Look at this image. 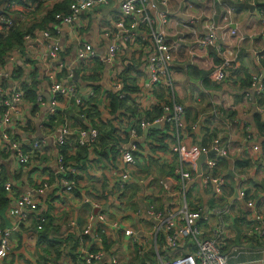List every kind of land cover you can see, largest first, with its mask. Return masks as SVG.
Masks as SVG:
<instances>
[{"label": "crops", "instance_id": "crops-1", "mask_svg": "<svg viewBox=\"0 0 264 264\" xmlns=\"http://www.w3.org/2000/svg\"><path fill=\"white\" fill-rule=\"evenodd\" d=\"M46 4L49 6L52 2ZM118 7L103 8L95 14L88 13V18L81 16L75 25L62 27L56 38L61 46L58 60H52L49 54L53 39H39L35 36L26 41L23 49L13 51L5 64L0 66V85L4 88H24L33 82L36 85L37 100L33 103L24 98L21 103L22 111L11 125V136L29 154L33 142L45 141L41 151L31 154L29 164L21 165L11 144L0 137V183L3 186L7 182L12 185V192L6 191V197L22 195L37 190L43 183L49 184L43 192L35 191L34 196L40 205L39 209L49 214L51 223L48 225V236L52 241L50 246L39 243L38 221L35 219L39 212H30L29 221L21 223V208L15 199L8 197L7 204L0 206V228L10 231V245L7 256L0 259V264L77 261L81 246L79 231L89 223L92 215L95 217L92 221L93 233L98 231L103 237L104 247L118 254L119 264H140L145 258L136 253L140 245L133 244L130 237L125 236L122 230L114 229L112 225L113 222L120 221L122 228H131L143 245L148 246L147 253L153 250L155 232L152 218L148 214L139 217L128 208L124 209L129 204L137 206L140 196L148 197L147 204L149 201L154 202L160 210L165 211L167 208L179 211L185 204L192 208L201 205L206 210L198 220L201 237L217 238L223 251L233 257V262L264 264V237L254 224V217L258 213L264 217V94L257 97L253 87L255 77L262 78L264 82L263 58H259L264 51V35L261 33L264 0H170L168 7L171 15L163 25L173 46V80L169 93L166 87L151 90L149 85V75L144 65L148 52L152 51L148 28L144 31L143 40L126 46L114 64L105 65L100 61H92L83 68L78 66L77 46L80 41L91 42L100 56L106 53L107 44L100 40L99 35L105 26L112 24L111 14ZM229 7H233V11L226 22L224 15ZM209 21H213L218 28L217 34L222 45L230 47L236 53L235 66L227 70V77L222 81H216L210 76L222 63L221 56L216 49L200 48L195 42L198 36L205 33V24ZM183 22H187L189 27L182 28ZM131 65L135 68H130L127 76L139 86L138 91L131 94L134 103L148 109L158 101L159 94L166 101L173 96L186 107L187 121L200 124L199 128L189 127L184 133L187 151L195 158V162L188 164L191 173L199 175L198 160L202 156L199 153L202 146L212 147L215 139H218L219 145L228 148V156L217 157L219 166L216 173L227 182L221 195L215 192L214 186L203 187L198 177L193 187L182 191L177 175L179 161L177 155L170 150L159 152V162L154 160L150 165V161L141 158V167H127L132 176L129 183L140 184H135L127 194L129 200L116 198L119 192L117 188H113L119 183L118 173L124 169L120 158L115 167L107 159L100 162L96 153L91 151L90 164L88 162L87 169L81 167L80 174L77 175L80 178L79 185L71 192L65 191L56 172L57 154L60 151L56 140L60 135V128L66 124L71 126L69 137L72 144L78 134L77 129L81 127L74 120L81 121L83 127L97 126L91 120L80 117L75 98L60 97L58 108L67 117L62 116L64 121H56V125L50 130L47 125L52 116L50 105L54 93L53 81L48 77V71H57V80L65 85L75 86L78 94L84 98L95 91V85L86 78L96 76L100 85L96 104L106 120L109 118L106 110L109 103L108 91L114 92L112 85L116 79L124 83L126 67ZM68 71H73L74 76L69 78ZM213 102H222L227 114L236 118L237 121L230 129L223 119H218L212 112ZM248 130L251 132L250 138ZM135 141L136 138L130 136V142L125 146L135 144ZM69 157L72 160L76 157L75 150L71 151ZM139 179H144L146 183L139 182ZM165 179L174 181L175 196L164 191L162 182ZM242 190L246 193L245 197L240 195ZM188 192L193 194L190 205L187 201ZM86 197L100 202V206L85 203ZM58 199L62 202L59 203ZM225 205H231V213L218 214L214 211ZM100 213L105 215V221H100ZM72 221H77L78 226L72 228ZM161 235L164 236V233ZM77 238L79 243L74 247L73 241H77ZM181 242L182 245L185 244V249L190 239L183 238ZM22 243L25 244V249L21 248ZM95 248L97 250L100 247ZM166 248L164 240L161 249L165 252ZM175 253L170 252L165 258H170ZM59 255L60 258L57 259Z\"/></svg>", "mask_w": 264, "mask_h": 264}, {"label": "built area", "instance_id": "built-area-1", "mask_svg": "<svg viewBox=\"0 0 264 264\" xmlns=\"http://www.w3.org/2000/svg\"><path fill=\"white\" fill-rule=\"evenodd\" d=\"M64 1V0H54ZM52 1V2H54ZM216 1V0H212ZM170 0H73L70 4L68 13H59L56 15L58 23L53 25L47 30H36L35 33L29 34L25 37V43L38 36L39 39H53L50 44L49 54L52 60H58L60 56L61 46L57 35L64 26L75 25V23L85 16L88 18V13L95 14L101 12L103 8L113 9L117 5L118 10L111 14L110 25L105 26L100 32L99 38L103 42H106V53L102 56L96 53L94 45L91 42L80 41L77 46V62L78 66L83 68L92 61H100L103 64H114L116 59L120 56L119 53H123L126 46L133 45L137 41L143 40L144 31L146 28L150 30L152 39V51L148 52L144 65L149 75V85L154 90L158 87H166L167 90H172V72L171 62L173 60V46L169 42V37L166 29L163 25L167 23L168 17L171 15L169 10ZM9 11L12 12V16L8 17L0 13V30H10L23 22L30 24L31 17L30 12L33 10L32 6H23L19 3L9 2L6 5ZM21 7V8H20ZM233 7H229L224 15V20L227 22L229 15L232 13ZM159 24V27L157 28ZM182 28H188L189 24L183 22ZM217 27L213 21L206 22L205 33L195 40L196 44L200 48L212 47L216 49L219 56H221L222 63L215 68L210 76L216 81L225 80L227 77V70L235 66L236 53L230 48L225 47L220 42V37L217 34ZM233 33L235 31L233 30ZM261 33L264 35V15L261 20ZM105 39V40H104ZM145 48V46H144ZM260 59H264V51ZM62 66V64H61ZM57 71H48V77L53 81L52 92L54 97L50 105V111L52 115L62 113L63 117H67V114L58 108L60 97L71 99L75 98V104L79 109L86 108V100L95 95V91H91L87 98H84L78 94L75 86L71 84H63L60 80H57ZM68 77L74 76L73 71L67 72ZM264 82L261 79L254 78L253 87L255 89L256 96L264 94ZM114 93L120 98L126 96L124 92V83L122 80L116 79L112 85ZM24 91L18 87L13 90L4 88L0 85V137L4 141H8L11 147L14 148L16 156L21 165H27L30 162V156L32 153H38L41 151L45 143L44 140L35 141L32 143L30 154L24 152L19 141L15 137L11 136V130L16 116L21 113V103L24 100ZM40 98V97H39ZM41 100V99H40ZM212 112L219 119L225 121V125L228 129L231 127L236 118L230 117L222 102L212 103ZM84 120L85 114L80 115ZM88 120V119H86ZM169 123L173 130L175 141L170 146V151L177 155L179 166L177 168V175L180 178V184L182 191L193 187L196 182V178H200L203 187H212L217 194L221 195L227 185L226 180L216 173L219 166L218 156L226 157L229 155V150L226 146L219 145L220 141L215 139L212 147L202 146L199 153L206 155V159L203 164L201 174L194 175L188 170V164L195 162V158L187 151L186 144L184 142V133L188 131L189 127L192 129L199 128L198 122L189 123L186 119V107L179 103L178 100L171 96L169 102L164 106V114L162 117L155 119L152 123L142 121L140 126L142 129H146L153 125H162ZM73 124V122H72ZM11 126V127H10ZM51 130V129H50ZM78 143L81 146H87L90 149L99 140L100 130L97 127L89 125L87 127H79L78 129ZM72 130L69 124L63 125L60 128V135L56 140L57 146L64 145L70 136ZM131 136L136 139L139 138L137 128L131 129ZM251 137V132L248 130V138ZM136 144L129 146L123 145L120 147V160L124 169L118 173L117 181L120 183V187L124 188L125 183L132 180L130 172L127 170L128 166H135L138 158L135 155ZM57 174L59 182L63 185L66 192L73 191L79 180L76 179L80 174V169L67 161L66 156L59 151L57 154ZM72 176L70 179L68 176ZM1 178V174H0ZM139 182H144V179H139ZM174 181L172 179H165L162 182L164 191L175 196V187L173 188ZM48 183H43L40 188L35 191L43 192L48 188ZM4 188L8 192H12V185L7 182ZM35 191H29L25 194L12 196L9 198L15 199V202L21 208L19 214V220L28 222L32 211L39 212L35 216L38 221V229H42L44 223L47 221L45 211L40 210V205L34 196ZM242 197L246 196L245 191H240ZM85 203H91L95 207L100 206V202L92 200L89 197L85 198ZM218 214L231 213V205H225L214 209ZM139 213V211H135ZM145 213L152 218L154 222L153 229L155 232V240L153 245V251L156 257L155 264H244L233 262V257L223 251L221 244L217 238H204L201 237V231L198 226V220L202 217L203 213H206L205 208L201 205H197L195 208L188 206L176 211L172 208L160 210L156 203L152 202L148 205ZM94 215L90 217L89 223L83 227L80 233V248L78 250L77 261L63 262L59 261L53 264H102L106 261L108 264H119V256L113 250L106 249L103 245V237L98 232L93 233L92 221ZM100 221H105L106 217L100 213ZM255 228L260 231L262 237H264V217L261 213H258L255 217ZM71 227H77V221L71 222ZM114 229H120L124 235L130 237L133 244L140 246L136 250L138 256H145L148 246L143 245L140 241V237L131 228H122L120 221L112 223ZM164 233L165 245L170 250L172 257L165 258L161 245L158 244L159 233ZM93 235V236H92ZM9 237L10 231L8 229L0 228V259L7 256L9 249ZM88 237L91 239L88 240ZM189 238L190 242L182 245V239ZM138 243V244H137ZM99 246L97 250H93L92 247ZM189 247V248H188ZM166 248V249H167ZM188 248V249H186ZM166 249L164 251H166ZM179 251V252H178ZM237 251V249H235ZM107 256L108 258H105ZM145 264H152L151 260L146 259Z\"/></svg>", "mask_w": 264, "mask_h": 264}, {"label": "trees", "instance_id": "trees-1", "mask_svg": "<svg viewBox=\"0 0 264 264\" xmlns=\"http://www.w3.org/2000/svg\"><path fill=\"white\" fill-rule=\"evenodd\" d=\"M52 1L54 0H0V2H2L0 5V9L2 10L3 15H6L8 17L12 16V12L9 11V8L6 6L9 2L19 3L23 6H32L33 10L30 12V16H32L31 20H38V14H41L42 16L37 22L33 23L32 25L20 22L17 26L11 28L10 30H0V66L5 64L6 59L11 55L13 51L24 48L25 37L27 35H33L38 29L47 30L50 27H53V25L57 24L58 20L56 19V15L59 13H68L70 4L73 2V0ZM48 2H52V4L46 6V3ZM132 67L135 68L134 65L127 66V69L125 71L126 76H124L123 90L126 93V96L120 98L113 91H108L107 100L109 103L106 106V110L109 118L106 120H104L103 112L96 104L98 101V93L100 90V85L98 84L99 79L96 76L88 77V79L86 78V80H89L95 85L94 87L96 92L94 96H91L88 100H86L87 107L79 109L78 112L79 115L85 114L86 119L91 120L92 124L98 127V129L100 130V137L91 149L87 146L79 145L77 136L75 138V141L72 140V144L74 142L73 145L70 144L71 137H68L64 145H59L58 147L60 152H62L66 156L67 161L70 164L76 165L79 169L81 167L83 169H87V164L91 160L90 154L91 152H94L99 157L98 160H100V162H103V159H107L111 165L116 167L118 163L116 161L120 158V147L130 142L132 128H137L139 136V139H136L135 141L137 148L135 150V155L138 158L135 166L141 167V158L150 161V165L154 160L159 162V152H166L170 150L172 142L175 141V136L174 130L169 123H166L164 127L162 126V128L160 129L151 128L148 134H145L144 129H142L140 126V123L142 121L152 123L155 119L162 117V115L164 114V106L169 102V99H167V101L163 100V96L159 94L158 101L152 104L148 109H143L136 103H134L131 100V94L136 93V90L138 91L139 86L134 80L130 81L127 76L130 68ZM22 89L24 91V96L30 101L34 103L37 100V95L35 92L36 85L34 82L32 83V85L24 87ZM61 118H63L62 115H52L48 120L47 126L52 129L53 126L56 125V121H64ZM74 122L76 125L83 127V123L81 121L76 119L74 120ZM74 150L76 157L72 160L69 156L71 154V151L73 152ZM37 152H39V150H37ZM78 177L79 176L75 178L80 180V178ZM68 178L72 179L73 177L69 175ZM135 184L138 185L139 183L137 184L135 182H128L125 183V187L122 188L120 187V183H117L116 186H113V188H117L119 192L116 198L129 200L127 198V194L132 190ZM135 189L136 187H134L133 189L134 192ZM6 196L7 192L3 184L0 183V206L6 205L9 201L8 197ZM132 207H134V204H132ZM45 214L47 217V221L44 223L43 228L39 230V243H47L50 246V244L52 245V241L48 236V225L50 220L48 219L49 214L47 212H45ZM161 234L162 233H159L157 237L159 245H161V243H163V241L165 240L164 236ZM78 243L79 238H77V241H73L74 247ZM92 249L95 250V246L92 247ZM169 253L170 250L167 248L166 251L163 252L164 257ZM59 258L60 255L57 259ZM146 259L151 260L152 264H155V254L152 249L145 255V258L140 264H145Z\"/></svg>", "mask_w": 264, "mask_h": 264}, {"label": "rangeland", "instance_id": "rangeland-1", "mask_svg": "<svg viewBox=\"0 0 264 264\" xmlns=\"http://www.w3.org/2000/svg\"><path fill=\"white\" fill-rule=\"evenodd\" d=\"M38 20L40 19V17H42L41 16V14H38ZM38 20H32V21H30V25H32L33 23H35V22H37ZM171 72H172V70H171ZM172 77H173V73H172ZM168 93H169V89H168V91H167ZM46 96L47 97H49V95L48 94H46ZM146 182H144L143 184H145ZM154 187H156L157 185H153ZM156 190V189H155ZM146 198H148V197H145V196H140V198H139V203H138V205L136 206V205H134V207H132V205L131 204H129V205H127L126 207H124V209H129L130 211H131V213H135V215H137V216H139V217H141V216H143V215H146V213H145V210L147 209V207H148V205L150 204V202L151 201H149V203L147 204V202H146ZM184 201V200H183ZM187 201H188V204L190 205L191 203H192V201H193V194L192 193H189L188 192V194H187ZM58 202L60 203V202H62L60 199H58ZM57 202V204L58 205H60L59 203ZM123 209V211H125ZM140 210V212L139 213H136L135 211H139ZM123 211H122V213H123ZM68 225V224H67ZM22 245V249H25L26 248V246H25V244L24 243H22L21 244Z\"/></svg>", "mask_w": 264, "mask_h": 264}, {"label": "water", "instance_id": "water-1", "mask_svg": "<svg viewBox=\"0 0 264 264\" xmlns=\"http://www.w3.org/2000/svg\"><path fill=\"white\" fill-rule=\"evenodd\" d=\"M2 2H0V5H1ZM2 12V10L0 9V13ZM162 127V125H153L151 127H148L145 129V134H148L149 130L151 128H160ZM206 159V155H202L201 158L198 160V174H201L202 172V164L204 163Z\"/></svg>", "mask_w": 264, "mask_h": 264}]
</instances>
